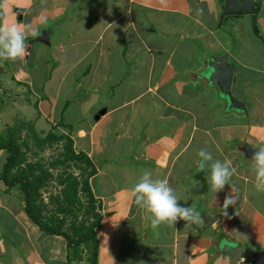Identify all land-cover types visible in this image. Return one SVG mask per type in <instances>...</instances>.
Instances as JSON below:
<instances>
[{
  "label": "crops",
  "instance_id": "obj_1",
  "mask_svg": "<svg viewBox=\"0 0 264 264\" xmlns=\"http://www.w3.org/2000/svg\"><path fill=\"white\" fill-rule=\"evenodd\" d=\"M254 1L259 12L222 25L224 0L8 1L26 53L0 60V135L32 124L40 136L69 135L90 157L98 264H232L226 242L264 251V192L243 150L264 144V0ZM225 53L244 111L204 75L205 60ZM200 149L232 162L231 187L211 190L208 170L196 167ZM7 156L0 149V264H90L85 254L68 259L66 238L30 219L22 191L2 178ZM144 170L200 222L153 226L131 195ZM230 191L237 199L225 214ZM205 215L216 219L208 227Z\"/></svg>",
  "mask_w": 264,
  "mask_h": 264
},
{
  "label": "trees",
  "instance_id": "obj_2",
  "mask_svg": "<svg viewBox=\"0 0 264 264\" xmlns=\"http://www.w3.org/2000/svg\"><path fill=\"white\" fill-rule=\"evenodd\" d=\"M26 129L30 134L28 139L22 136V131ZM30 139H34L38 145L63 142V151L50 166L41 160H29L27 154L30 144L27 140ZM0 149L8 152L2 178L10 187L18 186L22 191L24 207L30 219L43 231L66 238L68 259H82L85 254L90 264H98L99 239L96 229L101 226L102 214L101 203L96 199L91 186V178L97 169L90 157L85 152H76L74 140L69 135L50 132L40 136L32 124L8 128L5 134L0 135ZM71 163L82 164L79 166L82 179L66 171ZM56 165L65 167L58 177L62 189L51 198L58 205V212L70 217L67 229L64 228V217L53 219L45 214L46 203L42 198L43 189L54 176L51 168ZM77 211L83 213V219H80Z\"/></svg>",
  "mask_w": 264,
  "mask_h": 264
},
{
  "label": "clouds",
  "instance_id": "obj_3",
  "mask_svg": "<svg viewBox=\"0 0 264 264\" xmlns=\"http://www.w3.org/2000/svg\"><path fill=\"white\" fill-rule=\"evenodd\" d=\"M31 35H36L33 31ZM26 48V30L16 23L0 24V60H15L22 56ZM197 170H208V183L212 191L218 193L225 185L231 187V177L235 169L230 160L213 158L211 152L200 149L197 152ZM255 173L254 188L264 192V144L249 159ZM134 203L149 216L151 224L158 226L162 223L175 224L177 220L186 223H199L201 213L191 205L179 203L173 187L165 179L154 178L150 170H144L131 188ZM237 197L230 191L225 195L221 207L227 214L229 206L236 202Z\"/></svg>",
  "mask_w": 264,
  "mask_h": 264
},
{
  "label": "water",
  "instance_id": "obj_4",
  "mask_svg": "<svg viewBox=\"0 0 264 264\" xmlns=\"http://www.w3.org/2000/svg\"><path fill=\"white\" fill-rule=\"evenodd\" d=\"M259 11L260 8L255 7L254 0H224L220 15V25H222L223 20L228 16L250 15ZM40 42L43 43V40L40 39ZM203 71L208 80L216 84L220 91L227 96L231 109L246 110L245 103L239 100L232 92L234 72L229 62L228 53L211 55L205 60ZM89 105L90 102L86 104L87 107ZM243 150L251 158L253 153L257 151L248 145H245ZM203 218L206 227L210 226L216 220L215 217L208 215H205ZM220 249L221 252L231 258L232 264H238L240 260H242V264H264V251H254L245 247L242 243L226 242L223 243Z\"/></svg>",
  "mask_w": 264,
  "mask_h": 264
},
{
  "label": "rangeland",
  "instance_id": "obj_5",
  "mask_svg": "<svg viewBox=\"0 0 264 264\" xmlns=\"http://www.w3.org/2000/svg\"><path fill=\"white\" fill-rule=\"evenodd\" d=\"M8 1L9 0H3L1 2V4L3 6L2 11L5 14L3 24H10V23H16L17 22L16 24H18L22 28L21 21H16V22L14 21V19L17 18V15L14 11L12 12L13 7H10ZM230 18H231V16H228V19H229L228 21H230L232 19V18L231 19ZM228 21L225 23L227 24ZM226 24H224V25H226ZM33 56H38L37 46H34V50H33L31 58ZM22 136H24V138H27V139H28V137H30V134H29V132H27V129L25 131H22ZM27 141L30 144V148H29L30 150L28 151V154H27L28 159L33 160V161L41 160L47 166H50V164L56 158H58L63 151V142H57V143L55 142L51 145H49V144L38 145L34 139H30ZM81 165H82L81 163H79V164L71 163L69 168H68V166L66 167V171L72 172L75 175H77L80 179H82L83 175L79 169V166H81ZM64 169H65V167L62 165H56L54 168H51V171L54 174V176L51 178V181L48 183L46 188L43 189L42 198H43L44 202L46 203L45 214L48 217H52L53 219L64 217V219L66 221L64 228L67 229L69 222H70V217L65 215V214L59 213L58 212V205L51 198V197L59 194L61 189H62V187L58 184V177H59V174H61ZM84 196L85 195L82 194L83 199H85ZM77 213L80 215V219L84 218V215L81 211L80 212L77 211ZM128 243H129V239L125 238L124 247H126V245H128Z\"/></svg>",
  "mask_w": 264,
  "mask_h": 264
}]
</instances>
